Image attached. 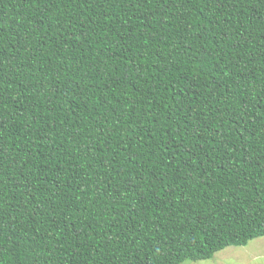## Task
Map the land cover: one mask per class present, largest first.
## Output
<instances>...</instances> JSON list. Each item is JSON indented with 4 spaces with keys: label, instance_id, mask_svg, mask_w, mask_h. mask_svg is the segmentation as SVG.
I'll return each instance as SVG.
<instances>
[{
    "label": "trees",
    "instance_id": "1",
    "mask_svg": "<svg viewBox=\"0 0 264 264\" xmlns=\"http://www.w3.org/2000/svg\"><path fill=\"white\" fill-rule=\"evenodd\" d=\"M262 231L264 0H0V264Z\"/></svg>",
    "mask_w": 264,
    "mask_h": 264
},
{
    "label": "rangeland",
    "instance_id": "2",
    "mask_svg": "<svg viewBox=\"0 0 264 264\" xmlns=\"http://www.w3.org/2000/svg\"><path fill=\"white\" fill-rule=\"evenodd\" d=\"M184 262L189 264H264V250L257 241L242 249L227 246L207 260Z\"/></svg>",
    "mask_w": 264,
    "mask_h": 264
},
{
    "label": "snow or ice",
    "instance_id": "3",
    "mask_svg": "<svg viewBox=\"0 0 264 264\" xmlns=\"http://www.w3.org/2000/svg\"><path fill=\"white\" fill-rule=\"evenodd\" d=\"M257 241H259L262 250H264V231L260 232L259 234H247L233 237L231 241V246L234 248L242 249ZM212 251H214V249L206 250L203 253L198 251L194 254V256H190L189 259H193L196 256H200L202 259L206 260L211 256Z\"/></svg>",
    "mask_w": 264,
    "mask_h": 264
},
{
    "label": "clouds",
    "instance_id": "4",
    "mask_svg": "<svg viewBox=\"0 0 264 264\" xmlns=\"http://www.w3.org/2000/svg\"><path fill=\"white\" fill-rule=\"evenodd\" d=\"M183 264H189V262H183Z\"/></svg>",
    "mask_w": 264,
    "mask_h": 264
}]
</instances>
